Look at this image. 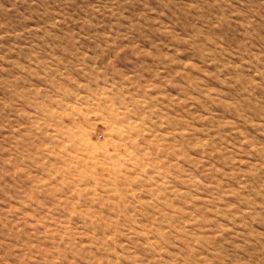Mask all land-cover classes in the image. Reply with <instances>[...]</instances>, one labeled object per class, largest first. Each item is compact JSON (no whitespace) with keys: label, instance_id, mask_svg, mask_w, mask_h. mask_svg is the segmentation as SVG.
I'll use <instances>...</instances> for the list:
<instances>
[{"label":"rangeland","instance_id":"1","mask_svg":"<svg viewBox=\"0 0 264 264\" xmlns=\"http://www.w3.org/2000/svg\"><path fill=\"white\" fill-rule=\"evenodd\" d=\"M0 264H264V0H0Z\"/></svg>","mask_w":264,"mask_h":264}]
</instances>
